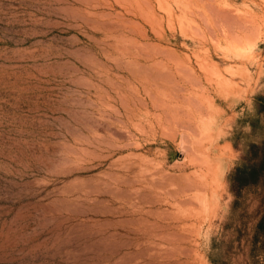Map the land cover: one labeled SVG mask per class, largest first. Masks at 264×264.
Here are the masks:
<instances>
[{
  "label": "rangeland",
  "instance_id": "1",
  "mask_svg": "<svg viewBox=\"0 0 264 264\" xmlns=\"http://www.w3.org/2000/svg\"><path fill=\"white\" fill-rule=\"evenodd\" d=\"M264 0H0V264H264Z\"/></svg>",
  "mask_w": 264,
  "mask_h": 264
},
{
  "label": "trees",
  "instance_id": "2",
  "mask_svg": "<svg viewBox=\"0 0 264 264\" xmlns=\"http://www.w3.org/2000/svg\"><path fill=\"white\" fill-rule=\"evenodd\" d=\"M253 151H260L261 157L258 163L251 167H238L236 168V176L239 186H244L250 182H255L262 174H264V142L261 145H254ZM256 237L262 236L264 240V213L260 216L255 226Z\"/></svg>",
  "mask_w": 264,
  "mask_h": 264
}]
</instances>
